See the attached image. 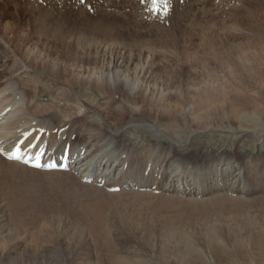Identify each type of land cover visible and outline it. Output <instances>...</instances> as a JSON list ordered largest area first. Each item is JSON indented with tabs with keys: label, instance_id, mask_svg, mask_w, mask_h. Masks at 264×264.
Masks as SVG:
<instances>
[{
	"label": "rangeland",
	"instance_id": "374dc122",
	"mask_svg": "<svg viewBox=\"0 0 264 264\" xmlns=\"http://www.w3.org/2000/svg\"><path fill=\"white\" fill-rule=\"evenodd\" d=\"M47 1L1 0L0 27L8 20H15L33 35L30 40L32 47L49 44L53 48L58 47L63 57L70 50L68 56H74L77 62L84 61L85 64H92L104 49L108 51L104 59L106 63L110 62L109 51L113 49L132 54L136 60L144 58L142 67L138 65L135 68L136 72L141 69L138 77L144 81L148 78L145 71L150 62L157 64V79L148 92L154 88L153 98L169 97V103L162 101L159 106L166 116H171V121L167 117L158 121L140 116V121L135 124L144 131L136 141L128 139L134 138L131 132L125 131L129 125H124L119 131L108 125L110 132L124 134L120 135L125 143L123 152L119 153L121 157L136 148L134 143L137 147L153 146L172 157V152L178 153L174 157L181 162L189 159L201 162L218 156L224 158L230 153L236 155L238 162L258 158L259 167L264 166V140L257 136V133H264V0ZM51 24L58 25L62 31L58 41L51 36ZM41 28L43 37L38 32V29L42 31ZM88 48L91 55L87 54ZM94 49L101 50V53L94 52ZM127 73L121 67L118 79ZM62 80L60 78L58 86H62ZM67 88V94H71L68 96H81L80 88ZM41 95L42 98H38L43 102L50 101L48 94ZM207 98H211L208 101L210 105L203 107L201 102ZM111 106L117 110L120 102L115 101ZM102 107L104 109L105 105ZM98 116L99 122L103 121V115ZM126 138L128 140L125 141ZM59 144L65 152H59L58 156L65 159L70 145L67 139L62 143L58 139L54 144L44 143L42 150H56ZM92 164L90 166H94ZM85 166L79 165L78 176L83 174ZM63 167V170H68V167ZM161 172L162 169L158 171L157 178ZM168 172L163 176L170 180L173 175H168ZM117 173L115 171L112 175L111 171V179ZM87 175L88 172L83 178H88ZM4 185L6 183L0 184V237H19L20 248L3 260V264H20L19 252L23 249L33 252L44 250L42 257L38 258L41 264H109L106 256L114 252L116 256L135 253L151 259L155 251H149V238L157 247L160 237L169 233L174 237L185 234L194 240L202 237L205 225H216L219 237H229L226 236V222L233 220L236 221L234 232L242 231L244 225L254 227L261 222L264 225V217L258 218L255 210L244 212L245 215L240 217L227 213L226 202L222 208L224 212L212 207L215 199H209L213 196L210 193L195 199L194 196H172L174 201L169 205L164 203L162 196H158L162 194V185L155 184L159 189L151 192L145 187L121 190L120 185L112 184L107 188L110 194L104 192L100 197V227L81 199V192L76 189L68 200H64V192L60 191V199L56 197L55 201H50L45 197L47 193L29 184L28 189L34 191L38 198L37 207L25 201L15 209L9 204L8 199L11 198L3 194L1 188ZM72 189L68 192L71 193ZM120 191L125 193L117 194ZM148 192L153 195H147ZM47 196L51 198L49 194ZM243 207L248 210L246 204ZM123 213L129 217L128 223L121 222ZM241 234L244 237L243 232L237 236ZM33 237H40V247L32 246ZM58 237L61 241L53 250L45 247ZM106 241H110L109 244ZM8 247L5 241L0 240L1 251L6 252Z\"/></svg>",
	"mask_w": 264,
	"mask_h": 264
},
{
	"label": "bare ground",
	"instance_id": "6f19581e",
	"mask_svg": "<svg viewBox=\"0 0 264 264\" xmlns=\"http://www.w3.org/2000/svg\"><path fill=\"white\" fill-rule=\"evenodd\" d=\"M51 25V36L58 41L61 39V30L58 25ZM38 32L42 36L44 31L38 29ZM32 37L33 35L15 20H8L0 27V184L6 183L1 189L7 198L12 199H8L11 207L17 209L18 204L25 201L37 207L38 198L34 191L28 189L29 184L47 193L45 197L50 201H55L56 197L60 199V191L64 192V200H68L73 197L76 189L78 193L81 192L80 197L87 210L101 227L100 197L104 192L110 194V189L107 188L112 184L120 185L121 190L145 187L151 192L162 185V194L158 196H162L164 203L169 205L173 204L172 196H194L195 199L210 193L213 196L209 199H215L211 206L222 212L226 202L227 213L232 212L241 217L245 215L244 212L255 210L258 218L264 217V166L259 167L258 158L255 161L238 162L236 155L229 153L224 158L218 156L201 162L193 159L181 162L174 157L178 153L172 152V157L171 154L153 146L137 147L134 143L136 148H132L125 156L119 155L125 148L120 136L124 134L110 132L108 125L116 131L123 129L124 125H129L125 131L131 132L134 138L128 139L136 141L143 130L135 124L140 121V116L142 119L148 116L158 121L165 120L166 117L167 120L171 119L159 106L162 101L169 103V97L162 95L160 99L153 98L154 88L148 92V88L151 89L155 85L153 81L158 75L155 61L148 65L145 71L148 78L144 81L138 77L141 69L135 71L138 65L142 67L144 58L136 60L131 57L132 54L113 49L109 51L110 55L108 54L110 62L106 63L104 59L108 51L104 49L102 54L96 55L97 58L93 59L92 64H85L81 60L77 62L74 56H68L70 50L68 55L63 57L58 47L53 48L49 44L35 49L30 43ZM90 51L88 48L87 54H90ZM94 52L101 53V50L96 49ZM139 53L141 54V51ZM121 67L128 73L118 79ZM60 78L63 79L62 86H58ZM67 87L80 88L81 96L70 97ZM41 93L48 94L50 101L43 102L39 99L38 96L42 98ZM115 101L120 102L117 110L111 108V103ZM208 101H211V98L204 99L202 106H209ZM231 113L235 115L233 110ZM98 115H103V121L99 122ZM169 126L167 129H170ZM257 136L261 141L264 140V133H257ZM56 139L60 143L65 139L69 141L67 158L58 156L59 152H65L61 150L62 144H59L60 148L51 150L52 152H46V148L42 150L44 143L54 144ZM73 152L76 153L74 158ZM64 160L68 170L62 168ZM84 161L86 166L83 174L78 176L79 165H84ZM149 163L151 165L148 167ZM91 164L94 166H90ZM161 169L162 172L157 178ZM169 170L172 171L168 172ZM111 171L112 175L118 171L117 176L112 179ZM86 172L88 178H83ZM93 172L96 174L93 175ZM164 172L173 175L170 180L163 176ZM70 189L71 193L68 192ZM124 193L125 191H120L117 194ZM48 194L51 198H48ZM147 195L153 194L148 192ZM245 204L247 211L243 207ZM128 219L124 213L121 215L122 223H128ZM235 222H226V236L229 237H219L216 225H205L202 237L195 240L185 234L174 237L169 233L160 237L159 245L154 247L156 243H151L153 239L149 238V251H155L151 259L135 253H129L132 256H116L114 252L106 256L107 261L109 264H155L154 261L160 264H264L262 222L254 227L244 225L240 231L244 233V237L242 234L237 236L240 232H234ZM0 240L9 245L6 252L0 250V264H3V260L19 251V237H0ZM31 240L33 247L41 246L40 237H33ZM53 240L45 247L49 246L51 250L61 241L59 237ZM109 242L106 241L107 244ZM43 252L44 250L33 252L23 249L19 252L20 264H41L38 258Z\"/></svg>",
	"mask_w": 264,
	"mask_h": 264
},
{
	"label": "snow or ice",
	"instance_id": "6c2138e0",
	"mask_svg": "<svg viewBox=\"0 0 264 264\" xmlns=\"http://www.w3.org/2000/svg\"><path fill=\"white\" fill-rule=\"evenodd\" d=\"M37 166H39V165H37Z\"/></svg>",
	"mask_w": 264,
	"mask_h": 264
}]
</instances>
